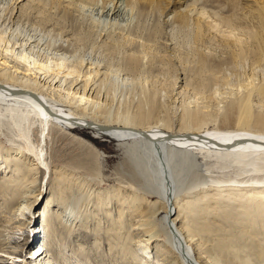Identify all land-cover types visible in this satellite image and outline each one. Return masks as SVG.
I'll use <instances>...</instances> for the list:
<instances>
[{"label": "bare ground", "instance_id": "bare-ground-1", "mask_svg": "<svg viewBox=\"0 0 264 264\" xmlns=\"http://www.w3.org/2000/svg\"><path fill=\"white\" fill-rule=\"evenodd\" d=\"M19 1L13 4L11 0H0V41L4 42L0 50V125H7L9 133L16 136L17 141L20 140L18 150H15L16 154L21 153L18 157L12 147H9V153L0 161V172L3 169L5 171L6 165L12 172L9 177H0V200L4 201L7 208L17 210L26 193H31L34 189L28 188L26 182L33 185L37 181L41 183L43 180L39 175L52 170L55 194L46 200L40 222L50 228L53 223L62 224L67 231H72L73 222L81 220L80 224L89 229L92 226L88 224L89 221L95 219L93 230L97 233L94 238L101 239V231L109 251L120 254L118 248L121 249L120 257L124 258L118 260L119 264H130V258L134 264H150L146 256L137 255L134 246L146 247L159 241L161 236L168 244H155L158 248V264H264V115L252 111L251 101L253 94L264 98V0H252L253 4H248L244 12H241L254 28L244 38L235 34L233 39L224 40L230 48L228 58L231 61L249 57L253 62L251 70L246 73L249 87L241 95L229 100L220 113L218 111L219 120L222 123L231 121L234 128H208L207 123L214 118L199 106L183 103L179 114V130L173 133L168 132V122L164 119L146 121L155 112V95L152 93L138 102L133 114L127 112L112 115L110 106L103 99L106 93H101L112 69L102 63L100 56L87 53L74 62V55L60 52L58 47L54 52L47 50L46 57L39 56L38 52H45L47 46L43 44V32L36 33L33 27L25 29L18 18L22 17L24 11H29L27 15L37 19L39 29L42 30L49 26L47 15L43 14L44 9L34 5V0H26L31 6L25 9L17 7ZM172 1L181 3V0ZM84 3L88 5L91 18L104 31L114 28L126 30L125 42L133 50L130 55L134 58L126 64L125 71L139 70V67L144 66L145 61L143 64L141 62L147 59L148 52L155 49L148 39H139V42L134 36L131 37L129 23L138 5L158 10L161 8V11L166 9L162 22L167 27L192 25L195 39H202L204 35L201 17H194L193 9L186 3L185 8L188 7L189 10L174 11L168 8V4L166 7L162 0L68 2L73 6ZM13 10L14 16L11 18ZM8 11L9 17H4ZM202 13L204 12L200 14ZM214 21L213 24L206 22V28L218 29L219 22L216 24L217 21ZM110 31L104 32L105 38ZM49 54L57 56L51 57ZM198 58L199 70L205 69L208 57L198 52ZM212 60L218 62L216 57H212ZM53 66L56 67L55 70ZM62 73L64 75L58 76ZM183 77L179 80L182 81ZM128 79L123 78L125 81ZM149 106L151 108L147 109ZM53 125L69 131L78 126H87L95 136L108 137L132 150L140 143H148L149 155L155 160L151 167L156 170L153 173L150 171L151 174H144L147 185H121L119 189H101L97 193L91 191V188H83L81 192L85 191L87 198L93 194L91 200L77 198L73 202L67 198L66 191L72 184L82 188L84 183H74L66 168L56 165L50 169L46 164L44 142ZM33 126L37 129L35 141H32L30 134ZM24 151L30 152L29 155L33 157L31 163L30 160L27 161L29 164L26 163L27 157H22ZM174 155H183V158L177 161ZM198 158H214L216 164L222 167L232 165L236 174L209 179L204 176L199 184L186 182L189 184L182 187L180 181L182 175L186 174L184 170L187 161L192 162L193 159L199 165ZM144 160L141 162L147 161ZM41 188V191L38 188L39 192L29 205H33L39 194L43 193L44 186ZM6 193L10 196L7 197ZM103 194L106 195L105 199L102 198ZM50 203L55 209L49 210ZM112 203L117 204L115 214L112 213ZM132 216L139 217L138 232L135 233L137 237L132 235V231L120 232V229L125 228V217H130L129 225H133ZM103 219L106 225L102 224ZM79 240L76 255H80L84 262L88 261V256L92 253L85 247L87 242ZM95 246L98 249L99 244L96 243Z\"/></svg>", "mask_w": 264, "mask_h": 264}, {"label": "rangeland", "instance_id": "rangeland-1", "mask_svg": "<svg viewBox=\"0 0 264 264\" xmlns=\"http://www.w3.org/2000/svg\"><path fill=\"white\" fill-rule=\"evenodd\" d=\"M18 1L11 0L13 4ZM59 1L34 0V5L42 10L44 9L43 14L47 15L49 26L45 27V29H39L37 19L27 15L29 11H24L25 13L18 20H20L21 26L27 30L33 27L36 33L42 34L43 32V44L47 46L45 52H38L39 56L46 57L47 50L54 52L57 47L61 49L60 52H64L66 55H74L75 57L72 58L74 62L79 56L87 53L92 56H100L102 63L112 69L106 81L105 89L101 93H106L107 97L105 96L103 99L110 106L113 116L127 112L133 114L136 112L135 109L138 102L144 100L145 95L152 93L155 95V102L153 103L155 112L152 118L146 121L155 122L159 118L164 119L168 122V132L173 133L179 130V114L182 111L183 103H189V106H199L202 110L207 111L214 118V120L207 123L206 127L208 128H234L231 121L222 123L219 120L218 111L220 113L229 100L241 95L249 87L246 78L253 62L249 57L231 61L228 58L230 48L224 43V40L233 39L235 34L244 38L247 32L254 28L252 23L248 21L249 19L241 14L248 4H253L252 0H233L236 2L232 0H185L183 2L181 0L182 4L179 2L174 3L172 0H162L166 3V7L168 4V8L174 11L179 9L186 10L188 7L185 8V6L189 4V8L193 9V16L201 17L200 23L204 32L202 39H195V29L192 25L167 27L163 24V13L166 9L161 11V8L158 10L147 5H138L135 9L136 13H134L132 20H130L131 23H129V31L132 33L131 37L134 36L135 40L139 42L148 39L155 49L148 52L147 61L144 59L141 62L143 64L145 61L144 66L139 67V70H135L136 72L124 70L129 60L134 58L130 55L133 50L130 47L128 48V44L125 42L126 30L120 28H114L111 31L107 30L110 32L108 37L105 38L104 32L107 31H104L91 18L88 5L84 3L79 6H73V4H68L69 0ZM77 3L79 2H75V4ZM236 4L238 5L236 6ZM28 6H31V3L29 5L26 0H20L17 4V7L23 9ZM9 11L5 12L4 17L6 15L9 17ZM201 12L204 13L200 14ZM209 15L210 17H208ZM233 15L236 16L234 17ZM13 16L14 10L11 18ZM230 18L232 19L230 20ZM212 21H217L216 24L219 22L220 25L218 24V27L220 26L221 28L207 29L206 22L213 24ZM223 24H227L228 27L227 25L223 26ZM3 44L4 42L0 41V50L3 48ZM169 48H172V50ZM198 52L208 57L206 68L203 70H199ZM134 53L138 54V52ZM49 55L51 57L57 56ZM212 57L218 58V62L212 60ZM51 61L53 60L51 59ZM51 63L53 65V62ZM53 68L54 70L56 69L55 66ZM61 75H64V73L58 76ZM124 77L129 79L125 81L123 80ZM182 77L183 80L180 81L179 79ZM68 79L71 80V78ZM101 98L102 95L100 96ZM263 99V97H258L255 94L251 96L252 111L262 116L264 115ZM150 108L151 106L147 107V109ZM35 128L36 126H33L30 133L32 141L37 138V129ZM9 139L12 141H8ZM16 139V136L9 133L7 125H0V161L9 153L7 152L9 147H12V151L14 150L16 156H21V153L16 154L20 143V140L17 141ZM44 143L46 164L50 169L56 165L62 166L68 170V174L71 173L69 177L73 179L74 183L79 181L82 184L84 183L82 188H77L75 184H72L73 186L69 188L70 191H68L69 189L66 191L67 198L72 199L73 202L77 198L91 200L93 194L90 198H87L84 195L85 191L81 192L83 188H91V191L93 190V192L97 193L101 189H119L121 185L132 184L135 187L147 185L144 174H151L150 171L153 173L156 170L151 167L155 160L149 155L150 146L148 143H140L135 150H132V148L124 147L108 137L95 136L87 126H78L69 131L61 128V126L53 125ZM29 154L31 153L24 151L22 156L27 157L26 163L28 160H30V163L32 161L33 157ZM175 157L177 158L175 160L178 161L183 158V155H176ZM141 160L146 162L142 163ZM198 161L199 165L193 159L192 162L191 160L187 161L188 163L184 170L186 174L182 175L180 181L182 187H185V184H189L186 182L193 181V183L198 182L199 184L204 176L209 179L234 176L236 174V169L232 165L222 167L216 164L214 158H198ZM147 163L150 165L148 166ZM174 167L176 168L177 166ZM8 171L10 170L6 165L5 171L4 169L1 170L0 177L11 176L12 172ZM39 177L43 180L41 183L37 181L33 185L26 182L28 188L34 189L31 193H26L22 205L17 210L8 209L4 201L0 200V264H25V262L27 264H119V261L124 258V256L120 257L122 256L120 255L122 254L121 249L118 248V253L120 254L109 251L107 249V241L105 237L102 238L103 234L101 231V239L94 238L97 233L93 230L95 219L89 221L88 224L92 225L89 229L80 224L81 220L73 222L71 225L72 231H67L68 229L65 226L62 227V224L53 223L52 229L44 225V222H40L43 206L46 200L52 198V195L55 194V186L53 185L54 174L52 170L45 172L44 175L41 173ZM190 178L193 180L190 181ZM156 183H158V180H156ZM42 186H44L43 193L39 194L33 205H29V202L39 192L38 188L40 187V191L42 190ZM73 187L74 190H72ZM122 190L124 191V189ZM6 196L9 197L10 195L6 193ZM105 197L106 195L103 194L102 198L105 199ZM27 199L29 200L27 201ZM72 205L77 210L74 203ZM54 207H51V203L48 206L49 210ZM116 211L117 204L112 203V213L115 214ZM66 216L67 214L64 215V217ZM73 217L70 219L72 220ZM128 218L130 217L124 218L125 228L120 229V232L132 231V235L137 237L135 233L138 232L137 222L139 217L132 216L131 222L133 225H129ZM101 221L102 224L105 223L104 225H106L105 219ZM56 233L57 235H55ZM79 239L83 240L81 242H87L85 247L87 251L89 249L90 253H92L88 256V261L84 262L80 255H76ZM96 243L99 244L98 249L95 246ZM156 243L161 245L168 244L166 239L161 236L159 241L148 244L146 247L141 245L134 246V249H136L139 257H141V254L146 256L150 264L151 262L152 264H158L156 262L159 258L158 248L155 246ZM97 251L98 253H96ZM133 262L130 258V264L135 263ZM141 264L144 263L142 262ZM145 264L149 263L145 262Z\"/></svg>", "mask_w": 264, "mask_h": 264}]
</instances>
